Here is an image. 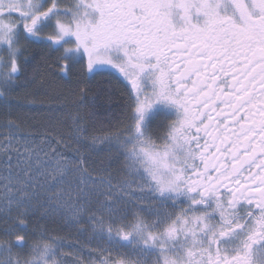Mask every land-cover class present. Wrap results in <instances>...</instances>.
I'll use <instances>...</instances> for the list:
<instances>
[{"label":"snow or ice","instance_id":"obj_1","mask_svg":"<svg viewBox=\"0 0 264 264\" xmlns=\"http://www.w3.org/2000/svg\"><path fill=\"white\" fill-rule=\"evenodd\" d=\"M0 264H264V0H0Z\"/></svg>","mask_w":264,"mask_h":264},{"label":"trees","instance_id":"obj_2","mask_svg":"<svg viewBox=\"0 0 264 264\" xmlns=\"http://www.w3.org/2000/svg\"><path fill=\"white\" fill-rule=\"evenodd\" d=\"M70 82H65V86H69ZM20 91L22 92L23 91V88L20 89ZM43 115V113L39 110V106H37V110L36 111H33L31 113H29V116L31 118H35L37 120H39L41 118V116ZM65 237H69L71 239H75L76 238V232L75 231H72V230H65L63 233H62Z\"/></svg>","mask_w":264,"mask_h":264}]
</instances>
